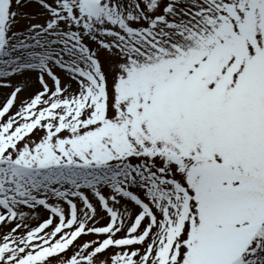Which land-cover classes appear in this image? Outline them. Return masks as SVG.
<instances>
[{
  "label": "snow or ice",
  "instance_id": "snow-or-ice-1",
  "mask_svg": "<svg viewBox=\"0 0 264 264\" xmlns=\"http://www.w3.org/2000/svg\"><path fill=\"white\" fill-rule=\"evenodd\" d=\"M5 88L0 264H264V0H0Z\"/></svg>",
  "mask_w": 264,
  "mask_h": 264
},
{
  "label": "rangeland",
  "instance_id": "rangeland-1",
  "mask_svg": "<svg viewBox=\"0 0 264 264\" xmlns=\"http://www.w3.org/2000/svg\"><path fill=\"white\" fill-rule=\"evenodd\" d=\"M17 19L18 20H20V23L19 24H17V25H14V27H16V28H18V27H21L24 23H25V21L24 20H22V19H20V17L18 16L17 17ZM103 59V58H102ZM55 71H57V73L62 77V83L64 82V80H65V74L63 73V71L62 70H59V69H54ZM33 87H37V85H33ZM73 87H75V84L73 83ZM10 90L9 89H0V100H3V93H7V92H9ZM25 95H27V93L26 92H22V93H20V96H25ZM17 104L19 103V97L17 98ZM33 135H36V133H33ZM41 215H43V212L41 213ZM104 221L102 220L101 221V223H103ZM33 223H35V221H33ZM93 237H90V236H82L80 239L81 240H88V239H92ZM79 242V241H78ZM67 255V254H66ZM55 259V258H54Z\"/></svg>",
  "mask_w": 264,
  "mask_h": 264
}]
</instances>
